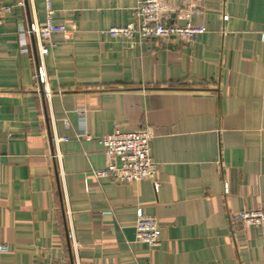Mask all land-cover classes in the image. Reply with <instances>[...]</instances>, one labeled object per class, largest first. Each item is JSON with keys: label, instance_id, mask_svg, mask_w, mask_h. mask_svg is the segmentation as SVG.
<instances>
[{"label": "crops", "instance_id": "0c3cea01", "mask_svg": "<svg viewBox=\"0 0 264 264\" xmlns=\"http://www.w3.org/2000/svg\"><path fill=\"white\" fill-rule=\"evenodd\" d=\"M139 1L51 0L67 30L45 57L47 98L27 32L47 0H0L13 6L0 25V264H264V229L228 222L264 207V0H204L191 41L112 36ZM148 126L154 180L90 175L110 162L100 137ZM138 207L161 223L156 248L136 240Z\"/></svg>", "mask_w": 264, "mask_h": 264}, {"label": "built area", "instance_id": "2783aa9c", "mask_svg": "<svg viewBox=\"0 0 264 264\" xmlns=\"http://www.w3.org/2000/svg\"><path fill=\"white\" fill-rule=\"evenodd\" d=\"M204 0H140L133 8L136 22L126 25L112 26L108 32L114 37H133L137 33L149 39L167 40L171 36L191 41L197 34L205 31L204 27L192 21L198 13ZM21 4V3H20ZM12 5L0 4V25L6 13L11 12ZM175 16L174 18L172 16ZM226 17V16H225ZM67 30L66 25L57 23L51 0H47V16L43 24H31L27 32L32 35L36 46L35 79L39 89L47 98L51 97L48 87V76L45 69V57L54 45L52 36L57 32ZM264 40V30L261 31ZM86 109H80L82 115ZM68 124V121L65 120ZM154 131L151 127H142L134 130L115 129L113 132L100 137V142L110 162L102 169L92 168L90 175L97 179L114 176L119 182L137 181L141 178H156L157 162L152 157V139ZM77 137L79 139L91 138L86 129L81 127ZM57 142V138L55 139ZM68 140V137H63ZM60 158L59 151L51 154ZM120 161V164L119 162ZM157 188V185H156ZM225 190L227 186L225 185ZM228 222L231 227L255 226L264 229V207L257 209H241L229 213ZM136 240L156 248L161 243V223L159 219L147 214L142 207L137 208V221L135 225ZM8 245L0 243V251H8ZM42 264H66L64 261L52 260ZM75 264H95L76 257Z\"/></svg>", "mask_w": 264, "mask_h": 264}, {"label": "water", "instance_id": "95a60500", "mask_svg": "<svg viewBox=\"0 0 264 264\" xmlns=\"http://www.w3.org/2000/svg\"><path fill=\"white\" fill-rule=\"evenodd\" d=\"M119 164H120V161H119Z\"/></svg>", "mask_w": 264, "mask_h": 264}]
</instances>
